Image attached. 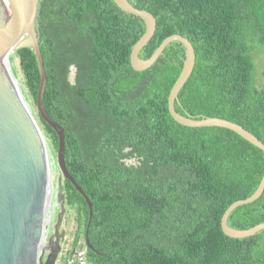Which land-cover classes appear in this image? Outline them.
<instances>
[{
    "label": "trees",
    "instance_id": "16d2710c",
    "mask_svg": "<svg viewBox=\"0 0 264 264\" xmlns=\"http://www.w3.org/2000/svg\"><path fill=\"white\" fill-rule=\"evenodd\" d=\"M157 18L140 51L149 58L170 35L194 45V70L175 109L195 118L222 117L264 143L262 84L255 53L264 56V0H130ZM144 20L114 0H42L40 44L47 71L44 104L65 128L69 172L66 202L77 209L72 248L86 246L89 264H264V230L233 238L222 217L258 188L264 150L220 126L190 127L169 110L186 48L166 47L148 69L132 67L131 51ZM36 101L35 52H17ZM40 117V115H39ZM57 151L54 128L40 117ZM264 221V192L237 207L228 224L247 229Z\"/></svg>",
    "mask_w": 264,
    "mask_h": 264
},
{
    "label": "water",
    "instance_id": "95a60500",
    "mask_svg": "<svg viewBox=\"0 0 264 264\" xmlns=\"http://www.w3.org/2000/svg\"><path fill=\"white\" fill-rule=\"evenodd\" d=\"M42 0H0V264H57L60 254L59 228L65 212V193L62 180L69 179L80 191L93 215V202L69 172L65 160V128L48 113L44 104L47 71L40 44L39 18ZM124 11L141 17L146 29L131 51V64L135 70L151 67L173 41L186 48L182 72L169 95V110L180 124L190 127L220 126L231 129L252 144L264 150V143L244 126L222 118H195L175 109V101L191 76L196 52L193 43L181 34L165 38L149 58L140 51L153 37L157 28L156 16L147 9L136 7L130 0H114ZM35 52L40 70V84L36 107L40 117L58 134L56 162L60 168L58 195L61 211L55 225V236L46 242L48 208L51 200L50 150L37 120L20 93L8 53L21 48ZM264 192V175L256 191L246 199L232 203L222 217L224 233L233 238L253 236L264 230V221L247 229H237L228 224L230 214L239 206L257 200ZM88 248H93L85 234ZM47 253L46 260L44 255Z\"/></svg>",
    "mask_w": 264,
    "mask_h": 264
},
{
    "label": "rangeland",
    "instance_id": "374dc122",
    "mask_svg": "<svg viewBox=\"0 0 264 264\" xmlns=\"http://www.w3.org/2000/svg\"><path fill=\"white\" fill-rule=\"evenodd\" d=\"M9 60L16 78V81L19 84V88L21 90L22 96L27 104V107L37 120L40 128L43 131V134L45 136L48 148L50 150V161H51V200L49 203L48 208V221H47V230L45 232L46 235V242L49 244L50 238L55 236V225L57 223L58 215L61 211V200L60 196L58 195V192L60 191L59 186V175H60V168L57 165L56 162V156L57 151L52 145L50 137L47 135L46 131L44 130L43 124L41 123L39 113L36 107V101L34 100L33 96L31 95L29 88L26 84V79L24 76V73L22 71L21 65H20V59L16 52H12L9 55ZM255 61L257 65V77L259 84H262V64L264 61V56L262 53H255ZM63 182V180H62ZM63 193L64 190H63ZM78 213L75 206L68 204L65 202V212L62 217L61 225L59 228V232L61 233V239H60V254L57 260V264H65L66 260L68 258V254L71 251V248L73 246V241L75 238V235L77 233V230L79 229V223H78ZM44 255V260L45 256Z\"/></svg>",
    "mask_w": 264,
    "mask_h": 264
},
{
    "label": "built area",
    "instance_id": "2783aa9c",
    "mask_svg": "<svg viewBox=\"0 0 264 264\" xmlns=\"http://www.w3.org/2000/svg\"><path fill=\"white\" fill-rule=\"evenodd\" d=\"M65 264H89L87 257V247L84 245L74 249L71 248Z\"/></svg>",
    "mask_w": 264,
    "mask_h": 264
},
{
    "label": "bare ground",
    "instance_id": "6f19581e",
    "mask_svg": "<svg viewBox=\"0 0 264 264\" xmlns=\"http://www.w3.org/2000/svg\"><path fill=\"white\" fill-rule=\"evenodd\" d=\"M9 55H10V53H8V57H10ZM17 84H18V82H17ZM18 87H19V84H18ZM19 90H20V88H19ZM20 93H21V90H20ZM21 95H22V93H21Z\"/></svg>",
    "mask_w": 264,
    "mask_h": 264
},
{
    "label": "flooded vegetation",
    "instance_id": "af4514ba",
    "mask_svg": "<svg viewBox=\"0 0 264 264\" xmlns=\"http://www.w3.org/2000/svg\"><path fill=\"white\" fill-rule=\"evenodd\" d=\"M46 257H47V255L45 256V260H46Z\"/></svg>",
    "mask_w": 264,
    "mask_h": 264
}]
</instances>
